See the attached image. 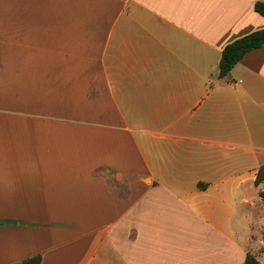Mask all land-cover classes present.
<instances>
[{
    "label": "crops",
    "instance_id": "obj_1",
    "mask_svg": "<svg viewBox=\"0 0 264 264\" xmlns=\"http://www.w3.org/2000/svg\"><path fill=\"white\" fill-rule=\"evenodd\" d=\"M256 2L0 0V264L244 263L264 46L218 67Z\"/></svg>",
    "mask_w": 264,
    "mask_h": 264
},
{
    "label": "trees",
    "instance_id": "obj_2",
    "mask_svg": "<svg viewBox=\"0 0 264 264\" xmlns=\"http://www.w3.org/2000/svg\"><path fill=\"white\" fill-rule=\"evenodd\" d=\"M254 10L258 14L264 16V3L256 2ZM264 46V28L253 31L241 38H238L227 44L222 52L218 67V76L225 77L230 70L243 58V56L253 50L259 49ZM264 181V166L260 168L254 185L257 187ZM259 196L264 199V192H260ZM40 257L36 256L32 259L24 261L22 264H38ZM243 264H259L258 261L251 255L247 254Z\"/></svg>",
    "mask_w": 264,
    "mask_h": 264
},
{
    "label": "rangeland",
    "instance_id": "obj_3",
    "mask_svg": "<svg viewBox=\"0 0 264 264\" xmlns=\"http://www.w3.org/2000/svg\"><path fill=\"white\" fill-rule=\"evenodd\" d=\"M258 161L264 162V153L259 156ZM260 192H264V181L256 187V193L259 195ZM257 195L250 194V199L256 198ZM260 197V196H259ZM260 203H261V220L258 223L257 228L254 230H251L252 233L250 234V237L246 238V251L249 255L253 256L259 264H264V199H261L260 197ZM257 212L260 213V210L258 209ZM258 215V214H256Z\"/></svg>",
    "mask_w": 264,
    "mask_h": 264
}]
</instances>
